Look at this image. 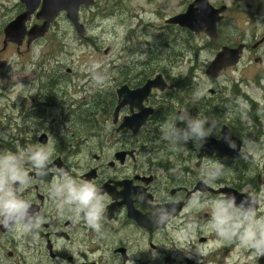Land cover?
<instances>
[{"label":"flooded vegetation","instance_id":"flooded-vegetation-1","mask_svg":"<svg viewBox=\"0 0 264 264\" xmlns=\"http://www.w3.org/2000/svg\"><path fill=\"white\" fill-rule=\"evenodd\" d=\"M16 1L20 9L15 16L25 10L22 0ZM93 1L92 6L80 5L78 9V22L83 27V37L79 36L74 24L67 18L66 11L60 10L42 37L29 45L25 37L20 45L15 44L17 51L22 46L25 51H29L46 37L53 35L55 38L56 34H52L54 28L61 31L64 21L72 32L75 30L80 41L87 40L86 21L83 22V17L93 10L97 0ZM114 1L118 5L114 8L115 12L122 9L123 3L136 2L135 6L140 9L134 16L137 23L136 28H133L135 36L142 32L138 35L139 47H135L136 50H144L150 36L161 35L150 33V24L141 17L148 12L144 7L152 0ZM140 2L143 6H140ZM198 3L199 0H192L186 9L172 17L184 14L190 4L198 8ZM206 3L214 10H220L216 15L218 21L215 38L209 37L205 30L197 33L187 27L166 22L172 17L164 20L165 24L157 26V29L164 31L175 28L181 42L186 34L197 42L196 48L190 49H197V53L198 50L209 49L212 57L207 66L223 48L238 50L237 62L219 70L215 77L208 76L204 71L208 83L206 91L204 85L195 82L194 78L184 87L181 73L178 80H172V83L167 81L166 75L161 76L162 80L167 87L173 85L190 98L185 102V98L179 97L177 104L180 108L177 112L187 109L193 117L199 114L216 121V129L207 140L220 141L224 132L231 134V139L238 147L246 138H252L264 146V105L259 106L256 94H252L260 88L256 86V79L264 73V26L262 36L251 32L252 38L245 34L243 39L233 40L230 31L236 25L230 13L236 10L231 5L214 0H206ZM37 4V10L26 23V32L32 26H41L44 22L39 13L43 0H38ZM241 11L244 12L242 7ZM246 15L251 17L248 13ZM256 17L254 15L255 21L258 19ZM253 22V19L247 20V24ZM65 35L68 36V33L65 32ZM199 39L204 41L202 46ZM7 46L13 45L7 43L4 46L2 41L0 56ZM240 65H243L241 70ZM44 66L46 64H37L39 77L35 79V89L30 90L34 92H29V100L23 96L17 103L11 102L12 106L7 104L4 111V96L0 95V114H3V118L0 116V126L4 129V118L9 107L15 108L19 119V124L12 126L6 133L4 150L16 151L18 147L44 143L51 137L56 141L53 162L49 166L53 171L43 181L34 178L31 186L23 193L25 197L32 198L33 208L44 216L45 222L33 234H24L15 226L5 228L0 225V264H128L129 259L133 264H263L264 256L256 255L238 241H221L209 227L210 206L199 211H190L187 206L190 199L202 192L209 198L231 193L236 196L237 203L246 196L264 193V154L241 159L237 151L232 149L230 151L233 155H228V149L218 151L220 153L213 151L208 155L202 151L205 142L194 145L190 141L186 145L187 150H178L175 156L168 159L163 157L169 163L161 164L157 162L158 158L151 155L155 151V133L152 135L151 125L156 120L151 94L142 102V108H150L153 112L148 115L144 125L136 129L128 125V118L140 110L137 104L120 105L123 98L118 93L123 86L128 91L141 88L152 78L151 74L140 73V80H137L138 74H133L135 70L129 66L123 69L119 65L115 72L120 76L114 81L111 100L106 102L102 94L97 93L89 95L87 101L83 98L79 105L67 97V91L64 92L67 88L57 86L63 78L57 80L56 73ZM235 69L238 77L224 75ZM252 70L253 77H247ZM67 72L69 74L71 70L67 69ZM1 74L4 75V71ZM193 75L197 74L193 72ZM94 98H98V107L94 105ZM89 105L91 108L86 109ZM166 106L168 110L171 109ZM94 107L97 108L94 110ZM177 126L184 127V124L178 122ZM217 159L225 164V174L214 183L206 185L201 169ZM26 167L29 168V175L35 177L30 166ZM56 168H64L74 177L96 182L107 194L109 201L101 233L90 229L82 219L74 222L57 215L48 191ZM140 194L145 197L144 201L138 198ZM169 200L176 202L174 217L167 224L155 225L150 218L152 208L167 204ZM258 211L264 214V204Z\"/></svg>","mask_w":264,"mask_h":264},{"label":"rangeland","instance_id":"rangeland-1","mask_svg":"<svg viewBox=\"0 0 264 264\" xmlns=\"http://www.w3.org/2000/svg\"><path fill=\"white\" fill-rule=\"evenodd\" d=\"M2 2L3 0H0V52H2L3 28L17 16L15 14L20 9L16 0H4V4ZM96 2L93 10H90L91 12L83 17V22L86 21L87 40L80 41L75 30L72 32L64 21L61 25V31L54 28L52 34H56L55 38L53 35L46 37L44 41L32 46L29 51H25V47L22 46L18 52L15 44L6 47L0 56V95L4 96V111L7 104L17 103L23 96L25 100H29L30 93L34 92H30V90L35 89V79L39 77L37 64H46L44 67H48L47 70L50 72H55L57 80H60L59 77L63 78L57 86L67 88L64 91H67V97L78 104L83 98H86L87 101L89 95L93 96L97 93H101L103 98H109L115 88L114 81L120 76L115 72L119 65L123 69L129 66L131 70H135L136 72L133 74H138L137 80H140L138 77L140 73L143 75L151 74L150 80L157 76L166 75L167 81L172 83V80L177 81L182 74L184 77L183 84L186 80L189 81L194 78L195 82L198 81L204 85L203 88L206 91L208 83H206L207 79L203 72L212 57L209 49L198 50L197 53V49L190 50L196 48L197 42L188 38L186 34H184L183 42H181L179 32L175 28H168L164 31L157 29V26L162 27L165 24L164 20L186 9L192 0H152L151 3L145 5V11L148 12L141 17L150 24V33H161V35H149V43L143 47L144 50H136L135 48L139 47L140 37L138 35L142 34L140 32L135 36L133 32V28H136L137 24L134 16L140 10L137 9L139 7L135 6L136 2L123 3L122 9L118 12L114 11V8L118 7L114 0H97ZM214 2L231 5L236 10V12L230 13L236 25L230 31L231 39H243L245 34L252 38L251 32L262 36L264 15L261 18L258 15L264 14V0H214ZM139 4L143 6L141 2ZM241 7L244 12L241 11ZM246 13L251 17H248ZM254 15H257V21H255ZM248 19H253V24H247ZM65 32L68 33V36L65 35ZM81 32V37H83L82 28ZM199 42L201 46L204 43L200 39ZM242 67L243 65H240V70ZM67 69H70L71 73L67 74ZM3 71L4 75L1 74ZM193 72L199 78L197 75H193ZM237 72L235 69L224 75L238 77ZM253 72L252 70L247 77H253ZM256 81V86L260 88L252 94H256L255 98L260 102L259 106H263L264 73ZM170 86L167 87L166 85L167 88L163 92L154 88L150 92L156 115V120L151 125L152 135L155 132V151L151 155L158 158L157 162L165 165L167 162L169 163V160L165 162L163 156L170 147V143L162 140L161 126L166 120L173 117L166 115L168 112L166 105L172 108V112L176 114L180 108L175 99L176 96L185 98V102L190 99L182 90H177L173 85ZM96 102H98V98ZM96 102L94 105L97 104ZM0 103L2 102L0 101ZM74 107L76 108V105ZM86 107V109L91 108V105ZM97 107L93 109L95 110ZM0 116L3 118V114ZM166 116L167 118L164 119ZM246 121L247 119L244 120V122ZM16 124H19V119L15 108L9 107L4 118V129L0 126V151L4 150L6 133ZM169 150L173 151L175 155L178 153L174 147Z\"/></svg>","mask_w":264,"mask_h":264},{"label":"clouds","instance_id":"clouds-1","mask_svg":"<svg viewBox=\"0 0 264 264\" xmlns=\"http://www.w3.org/2000/svg\"><path fill=\"white\" fill-rule=\"evenodd\" d=\"M184 127H178L177 123ZM216 121L207 116H191L187 109L178 111L161 126V138L176 150H187L192 142L201 145L216 129ZM222 139L228 147L237 151L239 158L259 157L264 154V146L252 138L242 140L238 147L226 133ZM56 141L50 138L44 143L18 147L16 151H0V225L5 228L15 226L24 234H33L45 222L44 216L33 208L32 198L23 193L31 186L34 178H43L49 174L55 152ZM35 177L29 175V168ZM225 164L215 160L201 169V176L206 185L214 183L225 174ZM55 175L48 185L49 196L60 218L67 217L74 222L81 219L97 233L103 230L109 198L96 182L74 177L64 168L54 169ZM145 200L143 194L138 197ZM264 204V193L246 196L237 203L231 193H223L215 198L207 197L203 192L190 199L189 210L199 211L210 206L209 227L223 242L238 241L241 246L253 250L256 255L264 256V214L258 209ZM176 213V202L153 207L151 220L161 226L167 224ZM193 228L195 225L192 226ZM128 264H133L131 259Z\"/></svg>","mask_w":264,"mask_h":264},{"label":"water","instance_id":"water-1","mask_svg":"<svg viewBox=\"0 0 264 264\" xmlns=\"http://www.w3.org/2000/svg\"><path fill=\"white\" fill-rule=\"evenodd\" d=\"M37 1L38 0H22L25 4V11L17 15V17L6 24L3 29L4 46H6L7 43L20 45L25 37H27V45H29L35 39L42 37L60 10L66 11L67 18L74 24L81 37V28L83 29V27L78 22V9L80 5L91 6L94 3L93 0H43V4L39 10L40 15L43 17L42 19H44L43 24L41 26L34 25L28 32H26V23L30 21L31 16L38 8ZM198 4L199 6L196 9L194 8V4H190L184 14L172 17L167 22L187 27L197 33L205 30L209 37L215 38V26L218 21L216 15L220 10H214L212 7L208 6L206 0H199ZM238 53L239 52L236 49L223 48L206 68L205 73L210 77H215L219 70L232 66L237 62ZM165 85L166 84L161 76H157L153 80H148L141 88L134 91H128L126 86L121 87L118 93L123 98V103L120 105H124V103L137 104L136 106L140 110L139 113L128 118V125H130V127L135 126L136 129H139L144 125L146 118L153 111L150 108L143 109L142 102L147 99L153 88L163 91ZM118 109L119 107L117 110ZM223 134L225 135L224 132ZM225 150H228V155H233L223 139L220 141H214L213 139L206 140L202 147V151H206L208 155L213 151L220 153L218 151Z\"/></svg>","mask_w":264,"mask_h":264},{"label":"trees","instance_id":"trees-1","mask_svg":"<svg viewBox=\"0 0 264 264\" xmlns=\"http://www.w3.org/2000/svg\"><path fill=\"white\" fill-rule=\"evenodd\" d=\"M189 81H190V80H189ZM189 81L186 80V81L184 82V87L188 86L187 83H188ZM185 90H186V88H185ZM96 99H97V98H94V103L96 102ZM104 99H105L106 102H107V101H110V100H111V97H109V98H104ZM175 99L177 100V102H179V99H180V98H179V96H177ZM168 111H170V113H169L170 116H174V115H175V114L172 112V108L169 109ZM154 133H155V132H154ZM154 138H155V135H154ZM170 148H173V147L171 146V144H170V147L168 148V150H167V148H164V150H167L165 156H163L165 159H168V158L172 157L173 155L175 156V153H174L173 151L169 150ZM165 162H167V161L165 160Z\"/></svg>","mask_w":264,"mask_h":264}]
</instances>
